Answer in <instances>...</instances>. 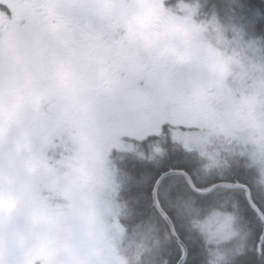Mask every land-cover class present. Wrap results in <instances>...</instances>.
<instances>
[{
  "label": "clouds",
  "instance_id": "obj_1",
  "mask_svg": "<svg viewBox=\"0 0 264 264\" xmlns=\"http://www.w3.org/2000/svg\"><path fill=\"white\" fill-rule=\"evenodd\" d=\"M0 6V264H169L176 233L132 221L121 196L129 177L111 155L119 136L166 121L196 126L181 142L200 169L242 168L245 198H264L258 9L240 0L223 16L208 0ZM167 199L200 238V264H236L251 249L236 213L200 220L181 211L183 197ZM180 252L186 260L187 246Z\"/></svg>",
  "mask_w": 264,
  "mask_h": 264
},
{
  "label": "trees",
  "instance_id": "obj_2",
  "mask_svg": "<svg viewBox=\"0 0 264 264\" xmlns=\"http://www.w3.org/2000/svg\"><path fill=\"white\" fill-rule=\"evenodd\" d=\"M240 2L259 10L261 15L256 20V34L264 35V2L262 0H240ZM217 3L219 9H221L220 6H223L222 0H208L209 6ZM141 144L136 150L124 153L121 156L123 157L122 160L117 159L119 156L113 158L116 160L118 167L130 176L122 188L121 196L129 203V208L132 211V221H142L145 227L155 224L156 227L161 229L160 235L162 237L163 232L168 231V227L152 205L151 189L156 178L163 171L179 169L188 173L194 184L199 188H207L217 180L208 183L206 186L202 185L199 178L200 168L195 155L189 153L181 143L172 139L169 133L167 136H154L146 144ZM249 178L250 174L245 173L242 168L233 167L229 169L228 177L225 180L246 185ZM157 195L161 207L172 220L179 238L187 246L188 255L182 264H200L202 260L200 256L201 240L195 231L189 233L182 226L181 221L177 218L175 208L168 202V197L174 198L177 195L185 200V203L181 206V211L184 208H189L193 215L200 220H204L211 209L226 210L221 202L230 199L236 211H241L243 225L252 230L251 249L244 255L237 257L236 264H264V239H262L264 237V225L248 206L244 190L219 187L209 194L198 195L191 190L187 179L183 175L172 174L161 181ZM188 196H191L193 201H188ZM252 199L264 214V198H261L253 190ZM197 209H199L198 212ZM190 235L194 239H189ZM167 249L164 254L165 257L169 260V264H175L181 253L179 245L172 239Z\"/></svg>",
  "mask_w": 264,
  "mask_h": 264
},
{
  "label": "water",
  "instance_id": "obj_3",
  "mask_svg": "<svg viewBox=\"0 0 264 264\" xmlns=\"http://www.w3.org/2000/svg\"><path fill=\"white\" fill-rule=\"evenodd\" d=\"M264 2V0H262ZM172 174H180L183 175L187 181L188 184L191 188V190L198 195H206L209 194L210 192L214 191L215 189L219 188V187H229V188H233V189H241L244 190L246 192V189L243 187L245 184L242 183H235V182H231V181H226V180H220L215 182L214 184H212L211 186L207 187V188H199L197 187L192 178L189 176L188 173H186L183 170H179V169H169L166 171H163L154 181L152 189H151V196H152V205L154 206V208L156 209L157 213L162 217V219L164 220V222L166 223L167 227H168V231L169 234L171 235L172 232H175L176 235L172 237V239L179 245V247L181 248L182 245H185L183 243V241L179 238L176 229L174 227V224L172 222V220L170 219V217L167 215V213L164 211V209L161 207V204L158 200V188L159 185L161 183V181ZM248 206L250 207V209L257 215V217L261 220V222L264 225V214L263 212L257 207V205L253 202L252 199V193L250 195L249 198L246 199ZM159 209V210H158ZM186 246V245H185ZM184 260H181V253L179 258L177 259V261L175 262V264H182Z\"/></svg>",
  "mask_w": 264,
  "mask_h": 264
},
{
  "label": "rangeland",
  "instance_id": "obj_4",
  "mask_svg": "<svg viewBox=\"0 0 264 264\" xmlns=\"http://www.w3.org/2000/svg\"><path fill=\"white\" fill-rule=\"evenodd\" d=\"M227 3H228V0H222L223 6H220L221 9H219L218 3L216 4L217 9L221 12L222 16L224 15V12L227 9ZM255 30H256V27H255ZM258 35H260V34H258ZM166 128L168 129V133L171 136V138L174 139L175 141L181 143V145L183 147H184V145L181 142V138L187 137L197 130L196 126L193 123L183 122V121H176V122H171V123L167 122ZM228 173H229V169H225L223 167L213 168L207 172L200 169L199 178H200L201 184L206 186L208 183H211L215 180H217V181L225 180L228 177ZM128 177L130 178L129 175H128ZM121 195H122V190H121ZM221 205L223 207H225L226 210H220L219 208L216 210H219L221 213H236V215L238 217V223L240 225H243V218L241 216V211L240 210L236 211V208L230 199L223 200L221 202ZM228 208H230V210H228ZM239 218H242V219H239Z\"/></svg>",
  "mask_w": 264,
  "mask_h": 264
},
{
  "label": "flooded vegetation",
  "instance_id": "obj_5",
  "mask_svg": "<svg viewBox=\"0 0 264 264\" xmlns=\"http://www.w3.org/2000/svg\"><path fill=\"white\" fill-rule=\"evenodd\" d=\"M3 10V7L0 6V11ZM8 14H11V10L9 9ZM166 123H163L159 126V128H147L133 135H121L119 136L116 145L111 149L112 158H116L117 156L121 157L124 153L131 152L136 150L140 143L146 144L152 137L154 136H167V128Z\"/></svg>",
  "mask_w": 264,
  "mask_h": 264
}]
</instances>
